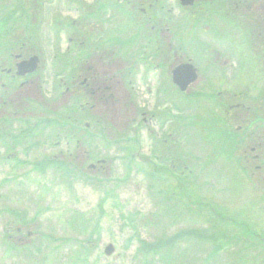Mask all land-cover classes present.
<instances>
[{
    "label": "rangeland",
    "instance_id": "1",
    "mask_svg": "<svg viewBox=\"0 0 264 264\" xmlns=\"http://www.w3.org/2000/svg\"><path fill=\"white\" fill-rule=\"evenodd\" d=\"M41 1L42 4L40 0H25V4L27 13L32 17L29 18V23L41 24L40 37H42L41 40L46 41L41 54L44 62L40 72L44 81L42 80L43 84L40 82V86L42 93L50 101L57 100L58 97L52 96V89H56L61 80V77H52L54 69L51 60L54 56L59 57L57 54L59 48L64 51L68 45V35H64L63 31L67 30L66 25L69 21H81L86 14V8H89L87 10L89 15L90 6L93 5V12L96 14H91L96 15V18L103 20L106 24L110 22L113 29L123 34L119 33L122 35L120 38L128 40L134 36L136 30L142 31L139 30L140 27L143 28L142 21L145 22L148 17L140 16L141 8L148 6L143 3L138 4L136 1L133 5L123 3L124 0ZM40 4L39 12L36 8ZM160 4L164 5L167 11L172 10V12L162 23L164 29L169 28L168 32L163 33L157 41L167 42L171 34L177 41L182 37L184 52L182 51L178 62L191 60L199 70V79L186 94L179 93L172 84H167L170 87L168 92L164 91L166 88L164 84L167 81L171 83V70L178 63L173 57L174 64L167 62V67L161 66L156 71V77H152V81L149 82L154 94L149 95L142 90L141 93L134 94V106H139L147 118L153 114L157 115L158 121H149L146 127L139 126L135 122L133 108L129 113L124 110V107L121 117L114 119L113 124L118 130L122 128L123 123L130 125V135L127 137L137 139V142L134 141L137 145L140 144V148L130 143L113 144L109 142L112 138L106 135L103 140H100L93 136L97 135L94 130L91 136L88 135L85 138L83 130L82 150L83 154L86 152L88 156L69 154L67 151L71 146L68 147L66 143L57 147V151L48 149L45 151L44 144L39 141L36 146L27 151V156H24L18 148L15 151V159L8 161L7 166L3 162L5 167H0L6 168L2 174H6V171L11 169L28 171L24 180L21 181L28 185L26 196L23 197L12 188L11 198L18 201L25 199L24 210H28L29 216L39 211L37 221L41 227V233L55 236L56 241L52 243L58 245L59 249L57 248L55 257L49 255V261H54L50 262L51 264H143L145 261L143 256L136 254L140 241L152 240L156 236H163V238L176 236L180 229L186 232L191 229L195 236H197L196 231L208 230L205 236L208 234L213 236L212 238L207 236L210 240L203 246L195 242L194 248L188 252L189 257H184L185 264L203 263L202 260L206 254L211 251L213 254L211 259L207 260L208 264H264V247L255 235L248 237L244 234V226L249 225L255 229V234L263 233L264 235V173L254 169L249 171L245 167L246 160L242 158L243 154L240 150L228 157L227 145L217 140L219 126L225 127V124H228L229 130L234 127L238 129V126L233 127V124L228 123L232 111L224 101L225 98L232 91L248 96L258 94L264 87V73L258 65H255L256 70L254 66L245 69L242 68L245 64L234 65V60L237 63L235 53L242 61L248 59V55L242 56L239 50L235 51L239 46L244 49L247 37L244 33L241 36L242 32L239 35L237 31H234L233 37L237 42L234 41L233 48V41L226 40L225 35H228V32L222 31L226 22L222 21L215 7L210 6L206 9L204 4L206 10L204 12L210 14L209 20L198 22L196 28L187 30V27H192L197 19L201 20L195 9L186 12L179 7L178 0H162ZM12 6L16 7L14 0L13 4L4 6L3 10H10ZM223 6L221 4L220 8ZM151 12L157 13L155 9ZM39 13L43 17L41 22H36ZM246 14L247 11L243 10L237 12L235 17L243 18ZM116 15H119V19L125 18V20L118 22ZM251 16L258 18L257 12H251ZM159 17L161 18L162 14L158 15ZM171 18L173 20L170 22ZM189 19L192 21L187 25ZM154 20L159 22L158 19ZM150 25L151 30L153 24ZM59 28H62V36L57 42V36L54 35ZM254 28L252 26L249 30ZM144 29L146 30V27ZM81 31L84 32V29ZM174 38L172 36V40ZM138 47L135 46L133 49L124 47L123 51L129 60L133 61L134 57L142 54L137 50ZM214 48L217 49L219 57L212 54L211 51ZM83 51L79 49L76 53L81 56ZM157 57L155 61L165 65V59ZM223 59L225 60L221 61ZM122 92L124 93L120 92V95L117 92L114 94L118 103L128 96L126 94L128 91L122 90ZM73 101L74 98L71 102ZM71 102L66 101L60 106L59 104L50 105L49 109L56 110L61 116H73L71 119L82 120L80 125L83 128L85 123L95 125L96 120L86 117L81 107L76 108L78 110L75 114L73 112L75 108ZM130 102L132 98L128 107ZM76 103L83 108L86 107L85 100ZM120 104L123 105V102ZM65 107L70 113L65 110ZM100 111L104 112L106 108L103 106L99 110H94L95 113ZM184 111L186 113H183ZM181 115L191 117L188 121L189 125L193 124V126L187 137L175 133L174 139H179L180 144H177V149L180 151L179 155H170L172 148L166 146L168 143L164 139L173 137L171 132H174L176 123L180 125L178 118ZM52 116L56 117L53 114ZM10 119L18 120L15 125L21 126L22 120L15 113ZM22 125L25 124L22 123ZM25 126L31 128L30 124ZM200 131L207 134L203 140H200L202 136L198 133ZM109 132L107 130L106 133ZM39 137L43 139L41 135ZM33 142L37 140L33 139ZM163 149L167 151L164 156L167 162L166 167L172 171L154 182V176H150L147 170L141 168L144 171H138L140 168L137 164L138 154L142 158L150 157L151 163L156 161L163 167L164 164H159V161L153 158L159 152L164 153ZM134 154L136 155L133 156ZM48 157H56L59 163L53 166L46 164L47 171H40V173L35 171L34 162L43 164L49 159ZM103 159L105 162L99 164L98 161ZM172 162L174 165L177 164L178 168L171 166ZM91 164H96L98 169H89ZM131 165L133 170L129 172L128 166ZM198 167L203 170H199ZM174 171L177 176L182 175L181 171L185 173L179 178L173 175ZM2 176L0 175V181ZM17 177L19 178L20 175L18 174ZM230 179L234 181L230 183ZM185 190L190 192L186 195L187 201L175 204L174 202L179 199L172 196L179 197V191ZM35 200H43V203L37 207L32 202ZM188 201L190 202L187 205ZM165 204H172L174 208L167 205L166 209ZM3 219L0 217V247L5 244L2 230ZM42 241L45 244L46 239ZM178 242L180 246L176 249L187 246L182 240ZM109 243L116 245L117 253L122 255L120 259H116L115 256L107 257L104 254V249ZM84 248H89V252L84 253ZM44 250L47 251L46 248ZM150 256L149 260L154 259ZM0 257V264H10V258L11 264H27L25 261H20L17 256H10L9 253L5 255L2 252ZM42 257L43 255L36 258L42 259ZM177 263L174 262V264ZM43 264H49V262ZM152 264L161 263L154 259Z\"/></svg>",
    "mask_w": 264,
    "mask_h": 264
},
{
    "label": "flooded vegetation",
    "instance_id": "2",
    "mask_svg": "<svg viewBox=\"0 0 264 264\" xmlns=\"http://www.w3.org/2000/svg\"><path fill=\"white\" fill-rule=\"evenodd\" d=\"M227 2L229 7L231 6L228 11L230 15H236L237 12H242L243 10L247 11L248 15H244L246 18L245 26L246 24H248V27L264 26V0H223V5L225 6ZM137 3L140 4L142 2L137 1ZM251 12H257L259 19H255L251 16ZM152 28L154 29L153 26ZM81 43L83 44V42ZM166 44L165 58H170L172 53H175L176 57H178L182 47L176 49L170 41H168V43L166 42ZM26 46L27 41L25 40H0V63L2 64L0 66V143H11L13 140L10 138V142H7L2 136L4 132L11 128L7 120H3L6 114H12V111H8L12 109L16 111L26 110L29 105H27L26 102L29 95L36 97L37 100L41 102L45 101L41 92L37 89L38 85L36 81L18 80V77L13 73L14 68L12 64L17 65L23 59L22 53L25 51ZM141 49L143 53L138 57L140 59L138 62L144 71H150L151 69L156 70L157 67H160L155 64V41H149L148 45L141 47ZM114 53V51L109 52L107 45L103 46L97 43L94 46L93 43H88L84 63L80 71H77L72 77L71 89L67 88V91L71 92L70 95H75L79 92L85 94L88 98L87 104L90 106L91 98L94 94L102 95L112 91L113 87L109 85L108 78L109 69L115 72L125 68V61L122 57L113 62L109 61V57H115L113 55ZM152 74L154 75V72H152ZM115 78H118L120 84L124 86L123 72L120 71V74L112 77V80ZM150 80H152V75ZM143 83L144 82H142V84ZM148 91L151 92V89ZM21 131L23 132V130ZM22 132H18L20 133L21 143L28 141L27 135H23ZM261 139L262 137H255L253 134L248 136V144L251 146L252 151H259V153H257L258 157L264 156V150H262L263 144L259 141ZM258 148L261 150H258ZM261 170L264 171V168ZM0 186L8 188L6 196L8 199L0 202V207L3 208L4 212L7 214L2 228L5 233L7 245L4 248H0V250L7 255L9 253L12 257L17 256L20 261H23L22 257L28 252L31 254L39 253L40 243L37 239L39 234L30 231L33 222L28 221V216L25 215L23 209H18L19 207L24 208L23 202L25 200L18 201L11 198L13 191L9 183ZM19 186L21 187L20 184ZM2 197L3 195L0 194V198ZM9 261L11 264L12 259L10 258Z\"/></svg>",
    "mask_w": 264,
    "mask_h": 264
},
{
    "label": "trees",
    "instance_id": "3",
    "mask_svg": "<svg viewBox=\"0 0 264 264\" xmlns=\"http://www.w3.org/2000/svg\"><path fill=\"white\" fill-rule=\"evenodd\" d=\"M108 128L106 130H108ZM119 134L123 135L124 133L123 132L117 133L114 129H112L109 132V135H112V136H116ZM225 139L227 141V135L225 136ZM230 148H231V146H230ZM189 190L179 191V194H180L179 197L172 196V197H175L176 199H179L178 201H175L174 203L178 204L179 202H181V203L186 202L187 201L186 195H187V193L190 194ZM164 200H165V198H164ZM189 202L190 201L187 202V205L189 204ZM167 205L168 206L171 205L172 208H174L172 204H170V205L165 204L166 209H167ZM244 231H245V234L247 236L249 234L253 233L252 230L250 229V227L245 228ZM207 232H208V230L196 231L197 236H195L193 230H191V229L188 230L187 232L184 229H180V231L176 233V236H171V237H166V238H163V236L162 237L156 236L152 240L148 239V241H140L138 252L136 254L139 253L140 255L143 256V258L145 260L143 262V264H152L154 259H155V261H158V263H161V264H174V262H178L177 264H185L186 258H184V257L185 256L187 258L189 257L188 252L194 248L193 246L195 245V242L200 244V246H203L206 244V242H209V240H210V238H208L207 236H209L211 238L213 237L210 234L205 236L207 234ZM178 240H182L183 243L185 242L187 246L182 247V248L178 247L176 249L177 246H180L179 245L180 243L178 242ZM262 246H264V245H262ZM211 254H213L212 251L210 253L206 254L204 259L202 260L203 263H200V264H208L207 260L211 259ZM150 255H152V256H150ZM149 256L154 258V259L149 260L148 259ZM156 257H158V258H156Z\"/></svg>",
    "mask_w": 264,
    "mask_h": 264
},
{
    "label": "water",
    "instance_id": "4",
    "mask_svg": "<svg viewBox=\"0 0 264 264\" xmlns=\"http://www.w3.org/2000/svg\"><path fill=\"white\" fill-rule=\"evenodd\" d=\"M194 0H182V3L192 4ZM37 63L35 59L24 62L20 65V69L22 74L27 72H32L36 69ZM197 77L196 69L192 65H181L174 71V82L180 86V88L184 91L188 88V85L193 82ZM114 251V247L111 245L107 248L106 253L108 255L112 254Z\"/></svg>",
    "mask_w": 264,
    "mask_h": 264
}]
</instances>
